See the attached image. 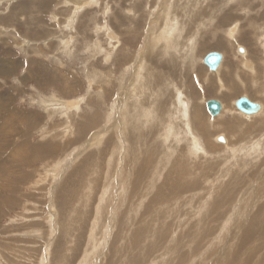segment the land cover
Returning a JSON list of instances; mask_svg holds the SVG:
<instances>
[{"label":"rangeland","instance_id":"1","mask_svg":"<svg viewBox=\"0 0 264 264\" xmlns=\"http://www.w3.org/2000/svg\"><path fill=\"white\" fill-rule=\"evenodd\" d=\"M263 64L264 0H0V264H264Z\"/></svg>","mask_w":264,"mask_h":264},{"label":"bare ground","instance_id":"2","mask_svg":"<svg viewBox=\"0 0 264 264\" xmlns=\"http://www.w3.org/2000/svg\"><path fill=\"white\" fill-rule=\"evenodd\" d=\"M69 4V3H68ZM162 8V7H161ZM159 11V10H158ZM162 11V10H161ZM164 12V11H163ZM163 14V13H162ZM170 16V15H169ZM169 16H167L166 17V19H164V24L163 23H161V28H160V30H159V32L155 35V33L153 32V30L155 29V28H158V27H156L157 26V24H158V18H157V20H156V22H157V24H154L153 23V21L152 22H150V25L148 26V35L150 34L152 37H150V36H148L149 38L148 39H150V41H152V45L154 46V47H156V46H158V48H160V49H162L163 51L164 50H167V49H171L170 48V44H169V42H172V41H174V37H175V35L178 33H181L180 32V30H178L177 29V27H176V23H174V21L172 22V20L170 19V17ZM159 17V16H158ZM163 21V20H162ZM160 24H158V26H159ZM179 31V32H178ZM231 31H233V30H231ZM111 34V33H110ZM109 34V37H111V38H113L114 39V36H112V35H110ZM231 35H232V33H231ZM232 37V36H231ZM178 38V37H177ZM146 44V43H145ZM174 44V43H173ZM109 45H111V44H109ZM175 48V47H174ZM240 48L241 47H238L237 48V52L238 53H240L239 52V50H240ZM180 49V48H179ZM159 50V49H158ZM162 50L160 51V52H162ZM189 50V49H188ZM243 50V49H242ZM167 53V52H166ZM210 53V52H209ZM219 53V52H218ZM162 54V53H161ZM169 54H171V52H169ZM180 54V53H179ZM221 54V53H220ZM240 54H242V53H240ZM172 55V54H171ZM184 56V55H183ZM221 56H222V54H221ZM182 57V56H181ZM205 57V56H204ZM204 57L202 58V64H203V59H204ZM243 58H244V56H242ZM168 58V57H167ZM245 59V58H244ZM222 60H223V56H222ZM221 60V62H220V64L218 65V67H217V69L216 70H214V71H210L209 69H208V67L206 66V68L210 71V72H215V71H217V72H215L216 74L215 75H217V73L219 72L220 73V65H221V63L223 62ZM138 63H140V62H138ZM249 63V61H247V62H244V64H242V66L244 65L245 66V68H247V70H250V68H251V66H250V64H248ZM204 65V64H203ZM264 65V64H263ZM205 66V65H204ZM253 66V65H252ZM250 67V68H249ZM143 68H141V69H139V70H141V71H144V70H142ZM249 72H251V73H248V77L246 78V79H248V82L252 85V86H254V85H256L255 87H257V85H261L260 83H258L259 81L257 80L258 79V75L256 74L257 72H255V67H252V70H250ZM136 73V72H135ZM264 73V72H263ZM137 74H138V72H137ZM142 74V73H141ZM140 74V75H141ZM144 74H145V72H144ZM146 74H147V72H146ZM141 76H143V74L141 75ZM141 76H139V77H141ZM151 76V75H150ZM236 78V80L237 81H239L241 84H242V82L239 80L240 78H239V76L237 77L236 76V74L234 75ZM261 76V75H260ZM142 78V77H141ZM147 78H148V76H147ZM260 78V77H259ZM136 79H137V76H136ZM262 79V78H261ZM139 80H141V79H139ZM135 81V80H134ZM169 83V82H168ZM217 83H219L220 84V82H218L217 81ZM143 84H147V86H148V83H147V79L146 80H144V83ZM135 85H136V88H138L139 89V85H141V84H138V83H135ZM143 86V85H142ZM144 86H146V85H144ZM239 86V85H238ZM262 86V85H261ZM165 87V86H164ZM240 87V86H239ZM246 85H245V87H244V89L242 90L241 89V87H240V89L242 90V91H246L247 89H246ZM260 87V86H259ZM132 88V87H131ZM220 88L221 89H223L221 86H220ZM135 89V88H134ZM146 89V88H145ZM173 89V88H172ZM141 90H142V88H141ZM177 90V89H176ZM226 90V89H225ZM240 90V91H241ZM127 91H129V94L133 91H131L130 92V89H128ZM161 91V90H160ZM125 92H126V90H125ZM125 92H122L121 93V95H120V98H121V103H122V105H121V108L119 109V111H120V113L119 114H121V116H120V119L122 120V121H124V120H126L127 118H126V116H128V115H126V113L124 112V110H126L127 108H126V103L125 104H123V101H124V97L126 98V99H129L128 98V96H127V94L125 93ZM176 92H178V91H176ZM229 92H232V90L230 89L229 90ZM234 92V91H233ZM264 92V91H263ZM136 93H139L136 89H135V92H134V96H133V103H132V101H129V103H132V106L133 105H137V104H139V100H137V99H140V97H138V96H136ZM179 93V92H178ZM175 94V93H174ZM234 95V94H233ZM176 97V96H175ZM242 97H244V96H242ZM137 98V99H136ZM146 98V97H145ZM246 98V97H245ZM136 99V100H135ZM182 99V98H181ZM239 99V98H238ZM238 99H236V100H238ZM177 101H178V99H176ZM236 100L233 102V104H234V107L236 108V106H235V102H236ZM158 101H159V99H158ZM251 101V100H250ZM253 101H255V100H253ZM207 102V101H206ZM206 102H205V104H206ZM220 102V101H219ZM259 102V101H258ZM180 103V102H179ZM177 104V103H176ZM220 104H221V108H220V111L221 112H225V113H227V111H225V108H222V103L220 102ZM258 104V103H257ZM260 105V110L257 112V113H255V114H243V113H241L240 111L238 112V111H235V112H237V113H232L233 115H236V114H239V113H241L242 115H243V118H260V116H262L264 113H263V105L262 104H259ZM262 105V106H261ZM142 106V105H141ZM154 107H157V106H154ZM180 107V106H179ZM139 108V106L137 107V109ZM162 108V107H161ZM160 108V109H161ZM177 108V106L175 107V109ZM188 108V107H187ZM150 109V108H149ZM221 109H223V110H221ZM205 110H206V106H205ZM236 110H237V108H236ZM122 111V112H121ZM160 111V110H159ZM181 111V110H180ZM185 111V110H184ZM136 112H137V110H136ZM139 112V114H137L138 115V117L142 120V118L143 117H145L143 120H145L146 122H149V121H154V117L153 116H151V114L152 113H154V112H152V113H149L148 112V109H146V108H140V111H138ZM171 112V111H170ZM178 112V111H177ZM206 112H207V110H206ZM232 112H234V111H232ZM134 113V112H133ZM174 113H176V112H174ZM208 113V112H207ZM220 113V112H219ZM217 114V115H215V116H218V118H221L222 116H220V114ZM123 114V115H122ZM177 114V113H176ZM241 114H239L240 116H241ZM140 115V116H139ZM155 115H156V113H155ZM182 115V117H183V114H181ZM208 115L210 116V117H215V116H211L209 113H208ZM232 115V116H233ZM132 116V115H131ZM164 116V115H163ZM240 116H239V118H240ZM170 117V116H169ZM172 117V116H171ZM176 117V116H175ZM128 118H130L131 119V117H129L128 116ZM173 118V117H172ZM165 119V118H164ZM185 118H183V120H184ZM217 119V118H216ZM216 119H213L212 120V122H213V124L215 123V121H216ZM138 120V119H137ZM256 120V119H255ZM127 121V120H126ZM158 121H159V119H158ZM158 121H157V123H158ZM169 120H167V122H168ZM173 121V120H172ZM235 121V120H234ZM200 122V121H199ZM236 122H238L237 120H236ZM122 123V122H121ZM173 123V122H172ZM127 124V123H126ZM144 124V123H143ZM143 124H141V125H143ZM168 124V123H167ZM174 124V123H173ZM169 125H170V123H169ZM119 126H121L120 125V123H119ZM171 127H169L170 128V130L167 132L166 131V134L165 133H161V135L162 136H164L165 138L169 135V136H173V135H175L174 136V138H176V139H182V141H183V138L185 139L187 136H189L190 137V135H187V132L186 131H184V134H183V136L181 135V133L178 135V134H176V132H175V130H171V129H173L174 128V126L173 125H170ZM181 126V125H180ZM239 126V125H238ZM241 126V125H240ZM241 128H243V127H241ZM180 130V129H179ZM178 130V131H179ZM195 130V129H194ZM242 130V129H241ZM240 130V131H241ZM161 131V130H160ZM162 132V131H161ZM190 132V131H189ZM198 132V131H197ZM170 134H173V135H170ZM189 134V133H188ZM198 134V133H197ZM158 136V135H157ZM220 136H217L216 137V141L218 142V138H219ZM199 138V137H198ZM224 138V137H223ZM188 139V138H187ZM197 139V138H196ZM226 139H228V138H224V143H222V144H224V145H222L221 147H230V145H229V140H226ZM186 140V139H185ZM189 140V139H188ZM214 140V139H213ZM231 140V139H230ZM173 141H175V139H172V137H171V140H168V142H173ZM179 141V140H178ZM176 142V141H175ZM166 144H167V142H165ZM184 143V142H183ZM196 140H195V138L193 137V144L194 145H196ZM177 144V143H176ZM185 144V143H184ZM189 144H191V142L189 143ZM162 145V144H161ZM168 145V144H167ZM194 145H192L193 147H194ZM202 145V144H201ZM195 147H197V146H195ZM199 147H197L196 149H198ZM169 149H170V146H169ZM168 149V150H169ZM193 149V148H192ZM223 149V148H222ZM231 149V148H230ZM170 151V153H171V151L172 150H169ZM232 151H237L236 149H234V150H232ZM231 151V152H232ZM245 158V157H244ZM228 171V170H227ZM75 209V208H74ZM172 255V254H171ZM169 259V258H168ZM168 259H167V262H168ZM224 259H225V257H224ZM162 260V259H161ZM166 262V261H165ZM228 262V261H227ZM231 262H232V260H231ZM230 262V263H231ZM166 264H168V263H166Z\"/></svg>","mask_w":264,"mask_h":264},{"label":"water","instance_id":"3","mask_svg":"<svg viewBox=\"0 0 264 264\" xmlns=\"http://www.w3.org/2000/svg\"><path fill=\"white\" fill-rule=\"evenodd\" d=\"M240 53H243L242 48L239 50ZM222 60V56L218 52H210L205 55L203 59V64L208 67L210 71H214L217 69L218 65ZM206 110L211 116H215L220 112L221 104L218 100L209 99L206 104ZM235 106L238 111L243 114H255L260 110V105L250 101L248 98L240 97L235 102ZM218 142L224 143L223 136L218 138Z\"/></svg>","mask_w":264,"mask_h":264}]
</instances>
